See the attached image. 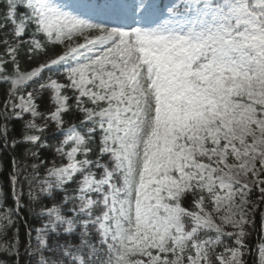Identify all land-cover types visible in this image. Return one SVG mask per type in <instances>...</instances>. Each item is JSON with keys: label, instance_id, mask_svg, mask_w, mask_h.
I'll list each match as a JSON object with an SVG mask.
<instances>
[{"label": "snow or ice", "instance_id": "snow-or-ice-1", "mask_svg": "<svg viewBox=\"0 0 264 264\" xmlns=\"http://www.w3.org/2000/svg\"><path fill=\"white\" fill-rule=\"evenodd\" d=\"M0 46V264H264V0H0Z\"/></svg>", "mask_w": 264, "mask_h": 264}, {"label": "trees", "instance_id": "trees-1", "mask_svg": "<svg viewBox=\"0 0 264 264\" xmlns=\"http://www.w3.org/2000/svg\"><path fill=\"white\" fill-rule=\"evenodd\" d=\"M2 46H0V52H2ZM21 62L23 64L24 67H31L34 64H30L28 63L23 57L21 58ZM9 69H11V66H9ZM8 87V85H4V84H0V101L3 100V89ZM48 93L45 94L44 93V100L42 101H38L41 104V111H50V104L48 103ZM66 119H69V117H66ZM21 127H22V122L20 121H16L15 122V131L11 134L14 136L19 137L21 134ZM51 131V129L49 130ZM23 146H21L22 148ZM17 156H19L20 154V149H17L16 152ZM45 156L47 157H51V153L50 152H45L44 153ZM0 160L3 161V163L5 164V172L3 174H0V181H3L4 186H5V190L7 191V172L10 171V165H8V156L7 154H5L4 156L0 157ZM8 204L11 205L12 201L11 199L8 200ZM25 216H27V213H25ZM250 232H252V235L248 238V243L250 245H254L257 243V236L261 233V221H260V212L258 211L256 213L255 216V229H249ZM21 235H23V229H21ZM254 248H252V254L251 255H246L243 257V259L247 262V264H256L257 263V257H256V253L253 251ZM0 259L3 260H8L10 259L7 254L5 253H0Z\"/></svg>", "mask_w": 264, "mask_h": 264}, {"label": "rangeland", "instance_id": "rangeland-1", "mask_svg": "<svg viewBox=\"0 0 264 264\" xmlns=\"http://www.w3.org/2000/svg\"><path fill=\"white\" fill-rule=\"evenodd\" d=\"M33 243L35 244L36 242H35V241H33Z\"/></svg>", "mask_w": 264, "mask_h": 264}]
</instances>
